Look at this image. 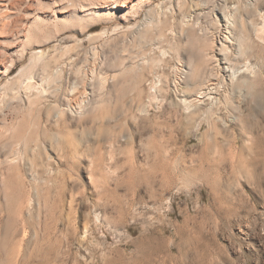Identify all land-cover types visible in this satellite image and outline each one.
<instances>
[{
  "label": "rangeland",
  "instance_id": "374dc122",
  "mask_svg": "<svg viewBox=\"0 0 264 264\" xmlns=\"http://www.w3.org/2000/svg\"><path fill=\"white\" fill-rule=\"evenodd\" d=\"M58 2L0 38V264H264V0Z\"/></svg>",
  "mask_w": 264,
  "mask_h": 264
},
{
  "label": "bare ground",
  "instance_id": "6f19581e",
  "mask_svg": "<svg viewBox=\"0 0 264 264\" xmlns=\"http://www.w3.org/2000/svg\"><path fill=\"white\" fill-rule=\"evenodd\" d=\"M58 2V0H0V38L1 39H3L4 41H8V40H11V41H13V40H17V41H24V42H26L27 40H30V36L32 37V33H31V31H32V29L33 28H35L38 24L40 25L41 23H39V21L40 22H43V21H45V26L47 25L46 24V22H48L49 23V21H53V22H58L59 23V21H61V19L63 20V17L61 18V16H65V15H62V14H66V10L69 8H65V6H63L64 7V9H66L65 11H62V10H59L58 8L56 9L57 11H55L54 13L52 12H50L51 14H48L47 12H42V11H44L45 9H43L42 11H39V13H37V12H35L37 15H35L34 13V15H35V18L34 19H32V21L29 19V16H30V18L32 17L31 16V13L29 12V10L30 9H32L31 7L33 6V5H37V6H39V9L41 8L42 9V5L43 6H45V5H47L48 3H49V6L51 7L52 5H50V2H52V4L53 3H57ZM65 1H67V3H68V0H65ZM65 1L64 0H59V4L61 5L62 4V2H63V4H65ZM73 1H75V0H73ZM83 0H78V5H76V6H78L77 8L78 9H76L78 12H80V13H83V14H92V13H94L95 12V9H97V8H100V7H104V6H102V5H100L99 4V6H93L92 4H89L90 6H86V7H88V8H86V7H84V4H83V2H82ZM89 1V0H88ZM96 1V0H95ZM147 0H124V2L123 3H119L118 2V0L116 1V0H104V2H108L109 4L112 2V4L114 5V7H117L118 8V6L119 7H131V9L133 8V7H137L138 5H143L145 2H146ZM85 2V1H84ZM90 2H91V0H90ZM94 2V1H93ZM98 2V1H97ZM71 3V2H70ZM89 3V2H88ZM128 3V4H127ZM69 4V3H68ZM76 4V3H75ZM104 4H106V3H104ZM56 5V4H55ZM70 5V4H69ZM71 5H72V3H71ZM111 5V4H110ZM48 6V5H47ZM46 7V6H45ZM44 7V8H45ZM110 7V6H109ZM49 8V7H48ZM51 9H53V8H50V10ZM135 9V8H134ZM75 10V11H76ZM36 11V10H35ZM38 11V10H37ZM45 11H48V10H45ZM129 11V10H128ZM27 12H29V13H27ZM74 12V11H73ZM19 13H24V14H29V16H27L28 18L27 19H25V21L24 22H22L23 24H21L20 25V23L18 24L16 21H14V19H15V17H16V15H21V14H19ZM23 14V15H24ZM32 14V15H33ZM67 16V15H66ZM65 16V17H66ZM90 17V16H89ZM93 18V17H92ZM67 19H68V17H67ZM65 20V19H64ZM23 21V20H22ZM73 21V20H72ZM78 21V20H77ZM80 21V20H79ZM84 21V20H83ZM15 22L18 24V26L20 25V27H18L16 24H15ZM37 22V25H34L33 23H36ZM63 22V21H62ZM189 22V21H188ZM51 23V22H50ZM52 24V23H51ZM56 24V23H55ZM58 25V24H57ZM32 26H35V27H33L32 28ZM45 26H44V28H45ZM49 26H50V24H49ZM48 26V27H49ZM42 27V26H41ZM38 28V27H37ZM39 28H40V26H39ZM43 28V27H42ZM239 28V27H238ZM54 29V28H53ZM37 30H39V29H37ZM55 30V29H54ZM53 30V31H54ZM242 30V29H241ZM240 30V31H241ZM36 31V30H35ZM44 31V30H43ZM46 31V30H45ZM38 32V31H37ZM36 32V33H37ZM13 33H15V37H14V35L12 36L13 38H11V35L13 34ZM34 33V32H33ZM52 33V32H51ZM240 33H242V32H239V35H240ZM192 34V33H191ZM40 35V34H39ZM242 35V34H241ZM240 35V36H241ZM35 36V35H34ZM41 36V35H40ZM46 37V36H45ZM242 38V37H241ZM238 39H239V43H240V41H242L243 39H241L240 40V38H239V36H238ZM31 41V40H30ZM39 41V40H38ZM12 43V42H11ZM15 43V42H14ZM28 43H29V41H28ZM31 43V42H30ZM222 43V42H221ZM243 43V41L241 42V44ZM9 44V43H8ZM7 44V45H8ZM13 44V43H12ZM17 44V43H16ZM23 44V43H22ZM21 44V45H22ZM26 44V43H25ZM244 44V43H243ZM32 45V44H31ZM31 45H30V47H31ZM221 45V46H220ZM219 46L221 47H217V49H216V51H215V53H216V55L215 56H217V54L219 55V53L218 52H220L221 54L223 53V51H224V45L223 44H220ZM27 46H29V44L27 45ZM26 46V47H27ZM200 46V45H199ZM202 46V45H201ZM244 47V46H243ZM8 48V49H7ZM6 48V46H5V49L6 50H8V52H16L17 51V49H18V46H9V47H7ZM197 48V47H196ZM240 48H242V47H240ZM21 49V48H20ZM25 49V48H24ZM200 49H201V47H200ZM5 50V51H6ZM4 52V51H3ZM2 52V53H3ZM18 52V51H17ZM22 52H24V51H22ZM38 52V51H37ZM7 53V52H6ZM19 53V52H18ZM45 54V53H44ZM2 55V54H1ZM4 55H6V54H4ZM22 55H24V54H22ZM7 56H9V55H7ZM3 57V56H2ZM207 57H208V59H212L213 57H214V53H208L207 54V56H205V59L207 60ZM6 58V57H5ZM19 59V58H18ZM41 59H42V57H41ZM229 60V59H228ZM218 61V60H217ZM8 62V61H7ZM15 61L14 60H12V63H14ZM203 63H204V61H203ZM218 63H220L219 64V69H221L222 70V72H224L225 74H226V72H228V68L229 67H226V66H228V62H227V60H226V58H223V59H220V61L218 62ZM7 65V64H6ZM9 65V64H8ZM11 66V65H10ZM204 66V65H203ZM209 66V65H208ZM205 67V66H204ZM193 69V68H192ZM193 71V70H192ZM230 71V70H229ZM9 72V69L8 68H4V66L3 67H1L0 66V75H6L7 73ZM190 72H191V70H190ZM217 72V70L214 72V67L212 68V69H209V70H205V71H203V70H201V68H198L197 70L195 69V71H193L192 73H191V75L189 76V77H191L192 78V88H191V86H190V88L192 89H189L188 88V90L189 91H187L186 92V95H188V101H190V102H188V103H190L191 104V102H192V104L194 103V104H200V103H204L205 104V100H209V99H212L211 98V96H212V94H213V92L216 90V91H218L217 89L219 88V81H218V79L216 78V77H218V76H216L215 77V73ZM218 75V74H217ZM229 75V74H228ZM188 77V78H189ZM41 80V79H40ZM191 81V80H190ZM189 81V82H190ZM193 81L195 82V83H193ZM191 83V82H190ZM186 86H188L187 84H186ZM220 87H221V85H220ZM28 88V87H27ZM32 89H33V87H32ZM220 89V88H219ZM191 90V91H190ZM188 93V94H187ZM227 95V94H226ZM42 96V95H41ZM184 96H185V93H184ZM187 97V96H186ZM213 97V96H212ZM186 99V98H185ZM187 100H184V102H186L187 103ZM203 100H204V102H203ZM213 101V100H212ZM220 101V100H219ZM187 103V104H188ZM186 104V105H187ZM189 104V105H190ZM220 104V103H219ZM189 105H187V107L189 106ZM201 105V104H200ZM191 107H193V106H191ZM189 109V108H188ZM210 110H211V108L210 109H208L206 112H202L203 110H201L200 112H194L192 115V117H194L195 115H198L197 117H199V121L200 120H202V118H204V117H207L206 115H208V113H211L210 112ZM213 110V109H212ZM190 113H191V110L189 111ZM214 112V111H213ZM188 113V112H187ZM148 116V115H147ZM209 116V115H208ZM191 117V116H190ZM197 117H195V118H197ZM234 117H236V116H234ZM188 118H189V113H188ZM238 118V117H237ZM208 119V118H207ZM234 119V118H233ZM196 120V119H195ZM214 121H215V119H213ZM236 120V119H235ZM198 121V120H197ZM207 121V120H206ZM238 121V120H237ZM209 122H210V119L208 120V124H209ZM211 124V123H210ZM212 125V124H211ZM210 125V126H211ZM7 163H8V161H7ZM1 167V166H0ZM3 168V167H2ZM4 168H5V166H4ZM3 168V169H4ZM1 169V168H0ZM6 169L7 168H5V172H6ZM1 171V170H0ZM0 179H3L4 180V177H6V178H8V180H10L11 179V177H10V175H9V173H4V171H2V176L0 175ZM7 179H6V181H8ZM6 181H5V183H6ZM13 181V180H12ZM12 181H10L11 183H12ZM4 182V181H3ZM9 182V183H10ZM0 183H2V181L0 180ZM9 183H7V184H9ZM10 183V184H11ZM9 184V185H10ZM2 185V184H1ZM6 185V184H5ZM8 185V186H9ZM21 185V184H20ZM3 187H4V184H3ZM14 187V186H13ZM16 188V187H15ZM14 189V188H13ZM19 191V190H18ZM5 192V191H4ZM8 193V194H7ZM6 194H7V196L9 195V192H7ZM1 194V193H0ZM12 194V193H11ZM19 194H20V191H19ZM18 194V195H19ZM17 195V194H16ZM11 196V195H10ZM12 196L13 197H15V193L14 194H12ZM21 196V195H20ZM25 196V195H24ZM12 197V199H14ZM23 197V196H22ZM7 199V197H5V200ZM9 199L11 200V197H9ZM15 200H16V198H15ZM17 200H19V198L17 199ZM16 200V201H17ZM2 201V200H1ZM0 201V202H1ZM23 201V200H22ZM3 202V201H2ZM18 203V202H17ZM24 203V202H23ZM6 204V203H5ZM13 204V203H12ZM17 206H18V208H17V212H18V210H20L19 212H22L21 211V208H22V203L21 204H17ZM16 206V207H17ZM15 207V208H16ZM3 212H4V210H3ZM8 212V211H7ZM11 212V210L7 213V216L6 217H8V220L9 219H11V215L13 214L12 212V214L10 213ZM16 213V212H15ZM3 214V213H2ZM54 214V213H53ZM5 215V214H4ZM3 215V216H4ZM16 214H14V216H15ZM1 216V215H0ZM2 217V216H1ZM52 217H53V215H52ZM5 218V217H4ZM1 220V219H0ZM5 221V220H4ZM9 222V221H8ZM9 224V223H8ZM26 227V226H25ZM18 228V227H17ZM19 230H20V228H19ZM18 230V231H19ZM23 231H25V229L23 228ZM1 232V231H0ZM22 232V231H21ZM20 233V232H19ZM17 234H18V232H17ZM17 236V235H16ZM246 264V263H245Z\"/></svg>",
  "mask_w": 264,
  "mask_h": 264
}]
</instances>
